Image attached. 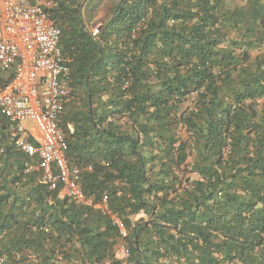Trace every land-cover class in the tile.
<instances>
[{
	"label": "trees",
	"instance_id": "16d2710c",
	"mask_svg": "<svg viewBox=\"0 0 264 264\" xmlns=\"http://www.w3.org/2000/svg\"><path fill=\"white\" fill-rule=\"evenodd\" d=\"M82 2L47 8L71 76L60 125L129 255L107 212L24 172L0 121V264H264V0H113L96 39Z\"/></svg>",
	"mask_w": 264,
	"mask_h": 264
},
{
	"label": "built area",
	"instance_id": "2783aa9c",
	"mask_svg": "<svg viewBox=\"0 0 264 264\" xmlns=\"http://www.w3.org/2000/svg\"><path fill=\"white\" fill-rule=\"evenodd\" d=\"M50 5L51 0H0V121L9 126L14 148L26 157L25 173L36 170L49 190L60 186L58 196L109 214L119 233L116 251L125 258L128 230L122 219L109 212L105 194L96 202L83 192L81 168L70 162L60 121L72 95L71 76ZM102 23L88 27L94 39Z\"/></svg>",
	"mask_w": 264,
	"mask_h": 264
},
{
	"label": "crops",
	"instance_id": "0c3cea01",
	"mask_svg": "<svg viewBox=\"0 0 264 264\" xmlns=\"http://www.w3.org/2000/svg\"><path fill=\"white\" fill-rule=\"evenodd\" d=\"M113 0H92L88 6L93 9V14H95L94 21L92 24L96 22L105 21L110 15V7ZM88 8V7H87ZM70 132L73 130L71 125H68Z\"/></svg>",
	"mask_w": 264,
	"mask_h": 264
},
{
	"label": "rangeland",
	"instance_id": "374dc122",
	"mask_svg": "<svg viewBox=\"0 0 264 264\" xmlns=\"http://www.w3.org/2000/svg\"><path fill=\"white\" fill-rule=\"evenodd\" d=\"M91 1L92 0H83V2H82L85 4V8L83 9V20H84V23H86V25H87V29L91 25H94L97 23L96 22V23L92 24V22L95 20L94 19L95 14H93V12H94L93 9L88 6L90 3H92ZM28 126H32V124H30ZM116 254L118 257H121V254H119L117 251H116ZM121 258H123V257H121Z\"/></svg>",
	"mask_w": 264,
	"mask_h": 264
}]
</instances>
